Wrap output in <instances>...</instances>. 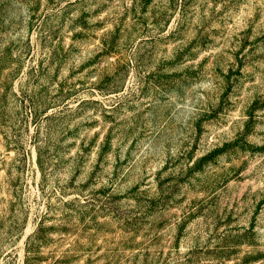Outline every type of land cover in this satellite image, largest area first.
<instances>
[{
    "label": "rangeland",
    "instance_id": "obj_1",
    "mask_svg": "<svg viewBox=\"0 0 264 264\" xmlns=\"http://www.w3.org/2000/svg\"><path fill=\"white\" fill-rule=\"evenodd\" d=\"M0 264H264V0H0Z\"/></svg>",
    "mask_w": 264,
    "mask_h": 264
}]
</instances>
